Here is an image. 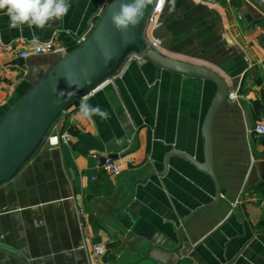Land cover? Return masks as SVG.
Returning a JSON list of instances; mask_svg holds the SVG:
<instances>
[{"label":"crops","instance_id":"1","mask_svg":"<svg viewBox=\"0 0 264 264\" xmlns=\"http://www.w3.org/2000/svg\"><path fill=\"white\" fill-rule=\"evenodd\" d=\"M106 2L70 0L62 19L22 31L0 11V118L59 59L33 46L54 41L76 47ZM193 2L197 7L175 0L176 24L184 26L192 9L213 8L218 18L182 34L193 56L165 52L212 68L229 94L238 96L227 98L214 122V136L218 125L226 142H244L241 151H224L227 164L216 167L220 204L182 225L193 210L214 200V181L178 156L159 173L172 148L204 159L202 126L215 83L133 58L86 95L109 119L80 116L83 97L76 99L51 130L70 131L71 141L55 147L45 142L16 177L0 185V243L21 252L29 264H264V134L255 131L264 123V0ZM166 10L157 15V34L166 29L173 39ZM231 125L240 130L229 131ZM106 156L116 159L120 174L103 168ZM231 158L242 169L238 181L224 171ZM96 243L105 248L99 257L93 254ZM0 264L23 262L0 249Z\"/></svg>","mask_w":264,"mask_h":264},{"label":"water","instance_id":"2","mask_svg":"<svg viewBox=\"0 0 264 264\" xmlns=\"http://www.w3.org/2000/svg\"><path fill=\"white\" fill-rule=\"evenodd\" d=\"M118 7L119 0H107L98 21L82 41L53 63L0 118V185L19 174L46 142L59 117L76 99L112 80L129 60H149L167 71L203 78L216 85L202 126L204 159L199 161L184 151L172 148L164 155L163 171L159 172L165 174L170 158L178 156L191 162L214 181V200L193 210L184 219L182 225H185L200 211L217 207L221 202L222 187L215 162L214 122L217 111L228 98V85L212 68L168 55L161 50L157 41L147 37L152 6L145 11L139 25L125 32L118 31L112 24V13ZM181 231L182 227L178 230L179 237ZM0 249L14 254L23 264H29V260L18 250L2 243Z\"/></svg>","mask_w":264,"mask_h":264},{"label":"clouds","instance_id":"3","mask_svg":"<svg viewBox=\"0 0 264 264\" xmlns=\"http://www.w3.org/2000/svg\"><path fill=\"white\" fill-rule=\"evenodd\" d=\"M149 6H152L154 14L162 13L166 6L171 13L175 11V0H119V7L111 16L113 26L121 32L135 28L143 20ZM70 8V0H0V11L6 12L10 18V26L21 31L25 25L44 29L54 20L67 15ZM88 99V96L81 99L80 116L86 119L93 116H99L102 120L110 118L106 110L92 106ZM55 146L53 142V147Z\"/></svg>","mask_w":264,"mask_h":264},{"label":"rangeland","instance_id":"4","mask_svg":"<svg viewBox=\"0 0 264 264\" xmlns=\"http://www.w3.org/2000/svg\"><path fill=\"white\" fill-rule=\"evenodd\" d=\"M185 4H188V6H196V3L193 2V0H184ZM216 0H207L208 3L214 4ZM205 8H207L205 6ZM167 11V10H166ZM157 15L158 14H152L148 20V27H147V37L151 40V41H158V45L159 47L162 48V50L165 52V50H169L172 48V50L177 51L179 53H181V55H185L187 57L193 56V54L189 53L190 50H188L186 47V41H183V37L182 34H187L189 32V28L191 26L194 31H197L201 25H204V23L206 22H210L211 20H215L217 19V15L218 12L215 11V9L211 8L208 10H199V9H192V14L189 15L188 13V17L186 18V16L184 15V18L182 20H184V22L186 23L184 26H181L180 24H176V16L177 14L174 12L169 13L167 11L166 17H165V22L166 24L172 25V27H169V29L174 33V37L173 39H171L170 37H167L166 33L169 32V30L167 31L166 29L164 31H162L161 35L157 34V30L158 28L156 27V24L159 22L157 19ZM172 22V23H171ZM182 29V30H180ZM184 29H187L188 31H185ZM187 32V33H186ZM165 34V35H164ZM191 35V34H190ZM161 36V37H160ZM163 38V41L160 42V38ZM199 40L202 39V37L199 35L198 36ZM161 43V44H160ZM172 46V47H171ZM174 46V47H173ZM177 47V48H176ZM201 49H197V53L194 55H199ZM167 53V52H165ZM229 131L233 132V131H239L240 127L231 125L228 128ZM216 136L215 137V149L218 152L217 155L219 158L216 159V167L217 168H222L223 166H225L226 160L224 161V159H226L227 156L222 155L224 151H241L244 149V142L242 140H237L236 142H226L224 140V135L221 132V127H219L217 125L216 127V131H215ZM239 136V135H238ZM45 143L41 146L44 147ZM40 150V149H39ZM237 156H235L236 158ZM234 158H231V161H229V164L231 166V168L228 169H224V171H228L229 174V180L232 181H238V179L241 178V173H239L242 169L237 168V163L238 162H234ZM228 164V165H229ZM238 169L240 171H238Z\"/></svg>","mask_w":264,"mask_h":264},{"label":"built area","instance_id":"5","mask_svg":"<svg viewBox=\"0 0 264 264\" xmlns=\"http://www.w3.org/2000/svg\"><path fill=\"white\" fill-rule=\"evenodd\" d=\"M72 48H74V46L70 45L67 42L55 43L54 41L38 42L33 46V50L36 53H39V54L52 53V54H56L57 56H59V58L67 54ZM21 54L23 57L29 56V52L27 51L22 52ZM237 97H238L237 95H233V94L228 95V98L232 100L237 99ZM255 131L257 134L263 135L264 134V123H258L255 127ZM71 139H72V133L70 131H61V132H54V133L50 132L47 137L46 143L53 146V142H54L55 145L58 146L60 144H68L71 141ZM102 166L107 172L113 175H118L121 172L120 166L116 162V159L113 156L104 157L102 160ZM104 251H105V248L103 244L96 243L93 245V254L95 257L101 256L104 253Z\"/></svg>","mask_w":264,"mask_h":264}]
</instances>
